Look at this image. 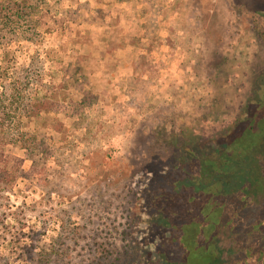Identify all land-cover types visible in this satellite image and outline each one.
<instances>
[{"label":"rangeland","instance_id":"1","mask_svg":"<svg viewBox=\"0 0 264 264\" xmlns=\"http://www.w3.org/2000/svg\"><path fill=\"white\" fill-rule=\"evenodd\" d=\"M263 75L264 0H0V264H145L150 157Z\"/></svg>","mask_w":264,"mask_h":264},{"label":"trees","instance_id":"2","mask_svg":"<svg viewBox=\"0 0 264 264\" xmlns=\"http://www.w3.org/2000/svg\"><path fill=\"white\" fill-rule=\"evenodd\" d=\"M258 84L214 145L189 128L165 139L166 158L150 157L145 264H264V75Z\"/></svg>","mask_w":264,"mask_h":264}]
</instances>
